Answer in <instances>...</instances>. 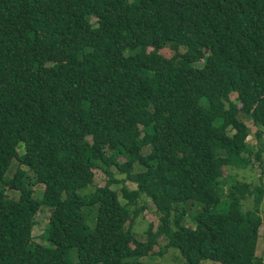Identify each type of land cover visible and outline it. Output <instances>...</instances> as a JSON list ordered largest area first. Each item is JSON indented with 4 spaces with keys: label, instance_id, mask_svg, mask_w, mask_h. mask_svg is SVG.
Here are the masks:
<instances>
[{
    "label": "trees",
    "instance_id": "1",
    "mask_svg": "<svg viewBox=\"0 0 264 264\" xmlns=\"http://www.w3.org/2000/svg\"><path fill=\"white\" fill-rule=\"evenodd\" d=\"M249 122L260 144L264 0H0V264L137 263L160 235L184 264H264ZM254 161L260 185L225 192V168ZM140 195L158 214L144 240ZM45 206L49 244L32 234Z\"/></svg>",
    "mask_w": 264,
    "mask_h": 264
},
{
    "label": "rangeland",
    "instance_id": "2",
    "mask_svg": "<svg viewBox=\"0 0 264 264\" xmlns=\"http://www.w3.org/2000/svg\"><path fill=\"white\" fill-rule=\"evenodd\" d=\"M162 54L168 56L171 54V51L168 47L163 48L160 51ZM249 128H250V134L249 137L247 139L248 144L251 148H253V151L256 152V150L258 149V147H260L261 149H264V136L261 140V143L258 144L257 140L255 139L254 136V126H252L250 124V122L248 123ZM221 153L222 155L224 153L222 152H218ZM254 158H252L253 160ZM119 160H122L119 159ZM263 161H264V154H263ZM252 167H247L244 169H237L234 167H227L224 170V173L222 176L218 177V180H221V182H224L225 187H224V191L227 192L228 189L231 186V183L233 182V180L237 179V180H241L247 183H251L253 185H260L261 183V167L259 165V163L257 161H254ZM10 168L8 169L6 176L10 177L13 172H14V168L17 167V162L16 161H12L10 164ZM23 170H26L24 167H21ZM264 168V165H263ZM264 172V170H263ZM28 173L29 177H32L31 173ZM114 176L117 179L122 178L121 175H118L116 172H114ZM32 180V179H31ZM106 181V177L103 174V172L99 169H95L94 170V180L91 186L88 187L87 192L91 191L94 189V187L96 186H103L104 183ZM127 188L130 189H134V184L132 183H125ZM30 187V186H29ZM33 191H34V196L39 198L42 196L43 192H44V187L42 185L39 184H35V185H31ZM113 190H115L118 193V197H119V202L123 203L124 199L122 198V196L120 195L119 192V188L120 185H114L112 186ZM7 195L10 196H15L16 194L12 191H5ZM137 205L138 207L143 206V209H141V211L139 212V214L134 218V220L132 221V228L133 231L136 234V237L140 240H144L145 239V233L144 231L146 230V228L148 227V224L151 223L153 226V230H155L157 224H158V214L155 208V205L153 204V202L146 197L145 195H140V197L137 200ZM194 205V206H193ZM252 203L250 200L245 202V206H251ZM198 204L196 202H194L192 204V206L188 205V213L189 214H193L197 208H198ZM262 212L264 211V198L262 200ZM217 209L218 210H226L227 209V204L225 202H221L220 204L217 205ZM49 208L48 207H43L41 210H39L37 212V214L35 215V224L33 226V230H32V234L35 235V237H33V239L37 242H41L43 244H49V242L45 239H41L42 237L39 236L43 233L48 218H49ZM89 220H92L91 216L88 218ZM185 226H191L192 227V222L191 220L185 218V220L183 221ZM90 227H93V224L90 223ZM166 241V238L163 235L158 236V245H155L153 248V253H151L148 256H144L143 258H141L140 261H138L137 263H130V264H184L183 262V257L181 256V254L179 253L178 249L174 248V247H169L168 249H166V251L159 255L157 254L158 250H159V246L163 245ZM256 254L258 257H261L263 259L264 262V228H260V232H259V238H258V242H257V248H256ZM70 257L73 261L76 260V251L74 249H72L70 251ZM199 264H220L217 262H213L210 260H202Z\"/></svg>",
    "mask_w": 264,
    "mask_h": 264
}]
</instances>
